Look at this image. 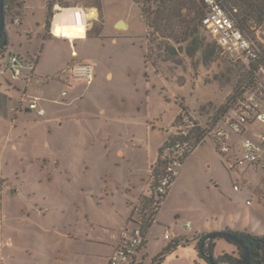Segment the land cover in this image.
Returning a JSON list of instances; mask_svg holds the SVG:
<instances>
[{
	"label": "crops",
	"instance_id": "crops-1",
	"mask_svg": "<svg viewBox=\"0 0 264 264\" xmlns=\"http://www.w3.org/2000/svg\"><path fill=\"white\" fill-rule=\"evenodd\" d=\"M18 1L21 6L17 14L8 15L9 54L0 64V73L6 68L1 73L5 83L0 82V264H107L122 231L138 226L135 206L152 194L151 167L158 161L159 150L168 138L169 129L166 127V132L163 129L172 124L180 111L166 122L164 112L155 110L149 117L145 114L146 122L133 120L147 101L149 84L163 94V85L147 67L146 52L141 45L145 64L137 71L141 73V85L123 91L111 84L121 75L109 67L120 60L115 50L127 47V39H132V45L138 43L137 25L120 18L109 25L105 18L103 27L95 31L94 23L102 9L99 0ZM76 7L97 10V17L92 22L88 20L86 34L80 36L85 30L82 26L57 21L54 32L65 37L56 35L54 22L70 20ZM16 18L19 23H15ZM120 21L125 26L121 27ZM23 54L37 58L33 69L28 63L30 59L23 58ZM14 55L20 57L17 65L10 64ZM80 59L94 62L95 79L90 84L77 82L63 96L65 85L56 75ZM38 66L44 70L35 69ZM101 71L105 72L104 79L100 78ZM33 97L40 98L43 115L29 108ZM158 103L163 105V96L151 100L149 105L157 109ZM140 123H150L153 131L159 129L164 134V139L157 143L154 163L149 148L134 140L141 135L136 127ZM260 132H264V125H250V135ZM147 135L146 131L149 138ZM89 139L98 142L96 149L91 144L93 150H89L86 143ZM234 143L237 150L229 157L220 154L212 143L228 167L230 161L235 162L242 154L238 135H234ZM200 147L187 157L182 168ZM90 152L92 159L87 158ZM176 183L177 179L166 202ZM258 191L264 194L263 190ZM165 207L166 203L150 226L133 264H154V258L167 245L190 232L230 228L264 233V228L259 230L264 224L260 208L252 210V219L257 221L250 228L240 224L233 228L225 223L220 228L196 230L190 221L183 224H178V218L173 221ZM166 227L171 231L169 239L164 236ZM222 249L231 253L236 247L225 245ZM198 255L195 243L180 244L161 264H195Z\"/></svg>",
	"mask_w": 264,
	"mask_h": 264
},
{
	"label": "rangeland",
	"instance_id": "rangeland-1",
	"mask_svg": "<svg viewBox=\"0 0 264 264\" xmlns=\"http://www.w3.org/2000/svg\"><path fill=\"white\" fill-rule=\"evenodd\" d=\"M99 5L104 11L99 9L98 21L94 23L93 28L95 31L103 27L105 18L109 25L120 18L137 25L140 32L136 45H132V39H127V47L115 50L120 60L109 67L118 70L121 75L116 76L111 84L123 91H128L133 86L139 87L141 73L138 72L141 67H145L142 54L145 50L147 67L158 76L157 80L163 85V94L160 95V91H156L152 84H149L147 101L142 104L141 111H137L134 116L132 113L126 115L133 116V120L137 122H146L145 114L149 117L154 110L158 113L163 111V120L166 122L170 121L179 109L177 118L163 129V132H166V127L169 129L167 139L173 137V126L185 110L199 121L205 122L209 117L217 115L244 81L248 68L241 61L222 54L214 39L203 27L197 36L187 28L189 17H192L195 11L186 8L181 11L180 16L169 15L159 28L152 25L160 5L156 0H99ZM57 6L62 8V5ZM92 21L93 18L89 20ZM167 24H170L173 31L165 29L164 25ZM248 33L256 44L264 48V26ZM28 45L30 47V44ZM169 45L175 48V53L170 51ZM90 50L88 49V52ZM8 54L0 60V64ZM22 56L25 58L27 55ZM92 56L96 55L93 53ZM103 63L108 66V62ZM35 69L44 70L42 66ZM100 78H105L104 71L100 72ZM0 82L5 83L1 73ZM159 96H163V105L158 103L157 109L150 106V101L159 100ZM128 99L133 102V98ZM136 127L141 135L136 136L134 140L149 148V157L154 163L157 143L164 139V134L159 129L153 131L150 123H140ZM146 131L149 138L145 136ZM86 143L89 144V150H93L91 144H94L92 147L96 149L98 142L89 139ZM56 151L59 152V149ZM91 153L87 154V158L92 159ZM176 179V187L169 201H164V205L166 203V212L168 211L170 217L173 216V221L178 218V224L190 221L196 230L220 228L225 223L233 228H236L237 224L250 228L252 222L257 221L252 219V210L255 208H260L259 216L264 219V194L258 191H264V169L258 168L256 171L248 161H243L240 169H230L214 151L211 142L202 145L184 168L179 167ZM235 185L239 189H236ZM247 200L253 201V205ZM261 228H264V224L260 225L259 230ZM225 245L235 246L224 237L218 238L215 256L224 252L222 247Z\"/></svg>",
	"mask_w": 264,
	"mask_h": 264
},
{
	"label": "built area",
	"instance_id": "built-area-1",
	"mask_svg": "<svg viewBox=\"0 0 264 264\" xmlns=\"http://www.w3.org/2000/svg\"><path fill=\"white\" fill-rule=\"evenodd\" d=\"M19 22L20 20L16 18L15 23ZM201 25L214 39L222 54L241 61L248 69H251L253 65L256 70L254 75L245 79L237 90L236 96L241 98L238 114L226 115L216 123L205 124L199 140L186 139L195 127L196 117L193 114L184 113L177 119L173 126L172 139L161 147L160 176L156 185V199L152 205L154 214L150 216L151 224L156 222L157 214L177 178L179 167L189 155L207 142H212L220 154L229 157L237 150L234 135H238L242 154L235 162L230 161L229 168L235 169L243 161H248L255 169H264V132L254 136L248 133L251 124L264 125V48L256 44L249 33L237 25L231 13L219 0H204ZM19 60V57L11 56L10 64L17 65ZM30 68L34 67L30 65ZM5 71L6 68L1 69L2 74ZM95 72L96 68L92 60L80 59L72 62L61 74L56 75L65 85L62 95L66 96L69 89L77 82L92 83L95 79ZM253 77L256 79L255 82H252ZM39 100V97H33L29 108L43 115L44 109L39 107ZM155 166L154 164L151 167V172ZM235 188L239 189L237 185ZM141 210V204L135 206L138 215ZM137 224L138 226L131 231L128 229L122 231L107 264H133L135 256L145 244L138 220ZM165 229L164 236L169 239L171 237L170 228Z\"/></svg>",
	"mask_w": 264,
	"mask_h": 264
},
{
	"label": "trees",
	"instance_id": "trees-1",
	"mask_svg": "<svg viewBox=\"0 0 264 264\" xmlns=\"http://www.w3.org/2000/svg\"><path fill=\"white\" fill-rule=\"evenodd\" d=\"M160 5H158V9L156 11L155 20L152 22V25H157L160 28L162 22L169 15H178L182 10L189 8L190 11H195L192 17H189L187 28L193 33L194 36H197L201 30V18L204 14V0H156ZM223 6L226 8L228 12L231 13L237 25L240 26L246 32H253L259 28L264 26V0H219ZM201 4V5H200ZM21 6V2L18 0H4V12H5V23L6 27L9 24L8 15L12 13L14 16L17 14L18 9ZM201 10V11H200ZM166 30L173 31V28L170 24L164 25ZM157 27V28H158ZM177 42L178 39L175 38ZM10 42L8 39L7 29L5 35L0 39V60H2L8 51ZM169 49L172 53H175L176 50L172 45H169ZM29 60V65L35 67L37 64V58L27 56ZM20 58V57H19ZM256 70L255 66H251V69H248L245 79H249L252 75H254V71ZM244 79V80H245ZM255 82L256 79L252 78ZM244 81H242L243 83ZM241 83V84H242ZM237 92L234 93L217 113V115L213 117H209L205 122L199 121L196 117L194 130L191 131V135L187 136L186 139L194 138L195 140H199L202 136L203 126L205 124L216 123L223 116H230L232 114H238L240 108V100L238 98ZM1 97V96H0ZM185 114H189L188 111L185 110ZM170 138L169 140H171ZM162 153V148L159 150V158L155 163V169L152 172L153 181L151 185V196L149 198L144 199L140 204L142 207L141 212L139 213V224L142 228V235L146 238L147 232L150 228L151 219L150 216L154 214L152 212V205L154 200L156 199V185L160 176V156ZM220 232H226L235 235L238 237L248 248L250 264H264V233H256L247 230H234L230 228H223L221 230H216ZM212 231V232H216ZM212 232H190L189 234L181 237L179 240H173L169 245H167L155 258L154 264H161L163 258L173 251L175 247L178 245H187L190 243H195V248L199 252L198 258L199 261H196L195 264H211L210 261L206 258V256L202 255L200 251V246L202 240ZM224 237L229 242L233 243L236 247L234 252H222L220 255L215 256L214 250L216 247V241L218 238ZM204 253L207 256H212L215 264H246L244 258V248L239 243L225 237L222 235L215 236L213 238L207 239L204 246Z\"/></svg>",
	"mask_w": 264,
	"mask_h": 264
},
{
	"label": "water",
	"instance_id": "water-1",
	"mask_svg": "<svg viewBox=\"0 0 264 264\" xmlns=\"http://www.w3.org/2000/svg\"><path fill=\"white\" fill-rule=\"evenodd\" d=\"M119 25L123 27L125 26V23L123 21H120ZM200 26L202 27L201 23H200ZM5 32H6V23H5V12H4V0H0V39L5 35ZM218 235L225 236L239 243L240 245H242L244 248V258H245L246 264H250L249 252H248L247 246L235 235L226 233V232H220V231L209 233L201 242L200 251L202 255L206 256V258L210 261L211 264H215V262L213 261L212 256H207L204 253V246H205V242L207 241V239L213 238Z\"/></svg>",
	"mask_w": 264,
	"mask_h": 264
},
{
	"label": "bare ground",
	"instance_id": "bare-ground-1",
	"mask_svg": "<svg viewBox=\"0 0 264 264\" xmlns=\"http://www.w3.org/2000/svg\"><path fill=\"white\" fill-rule=\"evenodd\" d=\"M88 12H90V17L87 16ZM97 17V10L96 9H89V11H85L84 9L82 8H75V9H72V18L70 20H62V19H57L55 22H54V25H53V32H54V27L56 25V22H60V23H70V24H73V25H76V26H82L85 30H84V33L80 36H84L87 32V29H88V20L89 19H92V18H96ZM55 33V32H54ZM56 34V33H55ZM56 35H59V36H64L63 33L61 34H56ZM78 36V37H80ZM65 37V36H64Z\"/></svg>",
	"mask_w": 264,
	"mask_h": 264
},
{
	"label": "flooded vegetation",
	"instance_id": "flooded-vegetation-1",
	"mask_svg": "<svg viewBox=\"0 0 264 264\" xmlns=\"http://www.w3.org/2000/svg\"><path fill=\"white\" fill-rule=\"evenodd\" d=\"M170 138H171V137H169V139H170ZM169 139H167V141H168ZM167 141H166V142H167ZM166 142H165V143H166ZM165 143H164V144H165Z\"/></svg>",
	"mask_w": 264,
	"mask_h": 264
}]
</instances>
